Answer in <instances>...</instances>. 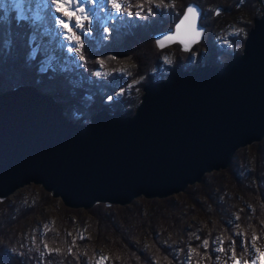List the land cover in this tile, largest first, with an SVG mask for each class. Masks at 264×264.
<instances>
[{"label": "water", "instance_id": "95a60500", "mask_svg": "<svg viewBox=\"0 0 264 264\" xmlns=\"http://www.w3.org/2000/svg\"><path fill=\"white\" fill-rule=\"evenodd\" d=\"M258 2L261 15L240 55L224 66H174L143 87L132 115L103 108L83 123L35 85L0 92V199L35 184L70 208L127 206L184 192L227 169L239 149L264 140V0ZM189 3L200 11L201 34L187 49L175 43L191 53L206 27L202 6Z\"/></svg>", "mask_w": 264, "mask_h": 264}, {"label": "trees", "instance_id": "16d2710c", "mask_svg": "<svg viewBox=\"0 0 264 264\" xmlns=\"http://www.w3.org/2000/svg\"><path fill=\"white\" fill-rule=\"evenodd\" d=\"M191 1L200 4L204 11L201 23L207 27V31L201 46L207 51L200 50L195 58H190L176 44L175 48L180 55L174 61V66L182 65L186 69H192L203 64L226 65L242 53L246 36L238 30L228 37L226 45L216 44L212 35L217 19L222 18V14L218 18V11L221 8L226 10L228 16L235 15L236 21L239 15L241 21L236 27H243L248 33L252 28L251 21L261 15L258 0H177L175 9L154 8L155 16L147 19L134 18L120 27L110 26V32L101 44L96 41L102 29H92L93 39H84L82 54L86 59L82 61L81 67L66 70L42 69L43 55L34 54L33 46L28 41L30 23L25 19L19 20L15 12L8 15L0 10V92L22 84H31L54 96L64 107L79 106L81 102L93 100L87 113L76 119L79 122L103 108L132 115L136 110L135 102H129L131 108L127 109L118 105L120 100L114 97L129 82L123 79L124 75H120V65L132 61L138 69L137 75L145 76L141 95L146 84L164 79L161 70L163 50L155 44L154 34L174 27L178 20L176 13L181 12ZM207 5H210V11L206 9ZM100 61H103V65ZM99 68L107 71L108 76L100 78L94 75ZM108 97H112L111 103L105 101ZM253 148L258 156L253 161V167L244 176H241L233 160L227 171H221L213 178V183L207 182L212 177L205 176L201 183L189 186L179 202L169 197L150 200L144 198L140 206L96 204L88 211L92 216L88 225L90 234L83 239H73L72 234L57 228L58 223L61 224L58 221L44 233H38L33 238L25 239L26 241L8 240L6 235L10 234L9 225L2 222V208L8 205L9 199L0 200V239L5 240L0 241V264H95L98 246H103L108 251L105 264H185L189 246L195 251L194 262L213 264L218 255L222 259L223 254L231 249L237 254L243 252L240 235L234 233L237 225L247 236V246L244 245L247 252L248 241L253 236L257 237V244L264 250V153L259 144H254ZM225 174L226 179L223 178ZM228 195L234 199L226 198ZM39 199L47 202L53 198L51 193L41 190L37 203H40ZM235 200L241 204V208H235L238 215L233 216L235 221L232 225H225L223 217L227 204ZM69 211L68 215L76 213L75 210ZM193 212L200 215L202 220V223L192 229L197 232V239L191 238L192 234H186L184 229L187 218ZM65 218L69 229L77 225L72 218ZM17 220L20 221L19 217ZM224 225L227 226V232L223 231ZM218 237L224 242L225 250L221 254L215 251ZM204 241L208 242L207 245ZM45 242L48 243L46 247Z\"/></svg>", "mask_w": 264, "mask_h": 264}, {"label": "rangeland", "instance_id": "374dc122", "mask_svg": "<svg viewBox=\"0 0 264 264\" xmlns=\"http://www.w3.org/2000/svg\"><path fill=\"white\" fill-rule=\"evenodd\" d=\"M209 7L210 5L206 6V9L208 11H210L211 9ZM55 8L56 6L51 3V0H0V10L5 9L8 15L13 11H16L17 13L16 12L15 13L17 14L19 19H26L30 21L29 23H30L31 31L29 34L28 41L33 46L34 54L42 53L43 55L42 57L43 64H41L42 69L49 70L51 68V69L66 70L73 67L80 68L82 65V61L79 59V55L76 53H70L67 50L68 47L70 46L69 42L64 39V30L61 29V27L56 22L57 17L65 21H68L69 18L66 15H64L63 12H57ZM65 8L68 11H73L75 5H65ZM85 8L88 10V14L91 20V23H89L88 21H83L87 31L74 28V31H76L77 34L81 33L80 36L83 43L85 38L93 39L94 37L93 30L97 31L98 28H101L102 33L97 36V41H96L97 44L99 43L101 44L102 40L105 39L108 33L110 32L109 29L110 26L120 27V25H124L130 22L131 20H133L134 18H137L135 16L129 17L127 13H124L122 16H118L116 10L111 7L109 0H97L95 4L91 3V0H88V2L85 3ZM218 14H219L218 18L220 17V14H222L221 15L222 18L221 20L220 18L217 19L216 26L213 25L215 26V28H213V35H212V40L216 44L226 45L228 42V37L234 34L236 31L238 32V30H240V33L241 32L244 33L243 34L244 36L247 35V32L243 27H239L240 29L236 27L240 24L241 21L239 15L238 16L236 15L238 19V21H236L234 19L235 15L228 16L226 10H223L222 8L220 11H218ZM76 15L79 16L80 13L77 12ZM253 21L254 20L251 21L252 26H253ZM74 23L75 20L73 18L71 24L74 25ZM105 28L108 29L107 32L104 30ZM206 31H207V27H206ZM8 44H9V40L7 41L6 48H8ZM176 44L177 43L161 49L163 50L161 54L163 67L161 68V70L164 78L170 72L171 68L174 67V61L177 59V56L180 55V53L175 48ZM200 50L203 52L207 51V49L205 47H202L201 43H199L192 49L191 53L184 52L182 50L181 52L186 53L187 56L190 58H195V56L198 55ZM137 71L138 69L136 68V65L132 61L125 62L122 65H120V69H119L120 75H124L123 79L128 80L129 82L126 85L127 87L125 89H121L120 91H118L114 97L120 100L118 101V105L120 106L123 105L127 107V109L131 108L129 102H135L134 106L136 108L141 101V97H142L140 93L142 90L141 85L145 80V76L137 75ZM98 72L101 73V75L98 76L100 78L103 76H108L109 74L107 71H104V69L102 68H99ZM86 96L91 97L90 95H85V97ZM111 100L112 97H108L105 101L111 103ZM93 103L94 102L92 100L87 102H81L79 106L75 105V106L65 107V113L76 120L80 116L82 117L83 114L85 115L87 113L86 110L90 109L89 107H91ZM110 112H114V111H110ZM93 115L89 114L88 119L84 120L83 123L90 122ZM254 144H259L262 153H264V140ZM254 144L243 147L239 149L236 153V156L234 158L235 160L234 163L241 176H244V173L253 167V161L255 160V157L258 156V152L253 148ZM229 168L230 166L225 170H219V171H213L211 173H207L205 175L206 178L207 176L212 177V180L207 179L208 180L207 182L210 181L213 183L214 181L213 178L219 172L221 171L225 172ZM223 178L226 179V174L225 176H223ZM195 185H190V186H195ZM262 186L264 187V183H262ZM41 190L46 191L40 185L29 184L24 187H21L10 197L6 198L9 199V202L5 208H2V214L4 217L2 222L4 224L9 225L8 232H10V234L6 235V237H8V240L20 242L22 241V239H24V241H26L25 239L33 238L38 233L41 232L44 233L49 227L53 226L54 223L57 224L58 221H61V224L58 223L57 228L63 229V231L68 232V234L70 235L72 234L73 239L78 237L86 238L90 234L88 230V225L90 219L92 218L91 214L88 213L90 209H84V208L75 209V208L67 207L66 205H64V203L60 198H55L52 194L51 195L53 199H50L47 202H42V199H39L40 203H37L39 198V193L41 192ZM185 191L174 194L169 197L174 198L176 199L177 202H179L181 195L185 193ZM226 193L227 191L224 192V194ZM166 198H153V199H166ZM226 198H229L231 200L234 199V197L232 198V196L229 195ZM142 199H144V197H139L129 205L134 204V206H140ZM0 200H4V199H0ZM222 201L224 204V200ZM113 206L124 207L120 205H113ZM29 207L30 209H27ZM236 207L237 208L239 207V210L241 208V204H239L237 200L228 202L227 208L224 212L225 216L223 217V221L225 225L227 224L232 225L233 221H235L233 220L234 219L233 216L236 217V215H238V212L234 211ZM33 209L35 210V212ZM69 210H75L76 213L72 215L71 214L68 215ZM18 217L20 219L19 222L17 220ZM65 217L72 218V221L77 222L76 223L77 225L74 228L69 229L70 227H68L65 224L66 221ZM15 220L16 222H14ZM200 223H202L200 215L194 212L191 213L190 216L187 218L186 224H184L185 227L184 229L186 231V234L188 235L192 234L190 237L197 239L198 237L197 232H193L192 229L195 225H198ZM223 231L227 232V226H225ZM158 233H159L158 235H160V232ZM234 233L240 235L241 242L243 241V244L247 246V236L241 231V227L240 228L237 227L234 230ZM172 240H176V239L172 238ZM0 241L4 242L5 240H3L2 238L0 239ZM223 243L224 242L222 238H219L216 241L215 251L219 254L224 253L225 248L223 246ZM250 243L254 245V247L256 248H260L261 246L257 244V239L254 241L253 239H251L250 241H248L249 244L247 247L248 252L244 250L242 253L237 254L234 249L229 250L227 248V250L229 251L225 255L223 254V258L220 259L221 257L218 255L216 258L217 261L213 264H234L233 259H230L233 251L235 252L236 259H239L241 264H244V261L250 259L249 256ZM46 246H48V243L45 242L44 247ZM262 248L260 249L264 251ZM219 249H223V251H220ZM194 253L195 251L193 247L189 246L185 255V264H204V263L194 262L193 260ZM95 256H96L95 264H98V262L99 264H105V261L108 256V251L103 246H98ZM101 257H106V259L101 260Z\"/></svg>", "mask_w": 264, "mask_h": 264}, {"label": "snow or ice", "instance_id": "6c2138e0", "mask_svg": "<svg viewBox=\"0 0 264 264\" xmlns=\"http://www.w3.org/2000/svg\"><path fill=\"white\" fill-rule=\"evenodd\" d=\"M88 0H51V3L56 6L55 10L57 12H63L69 19L65 21L56 18L57 24L64 30V39L69 42L68 51L70 53H76L79 55V59L84 61L86 57L82 54V49L84 47L81 36L77 34L75 29H80L87 31L83 21H88L91 23L88 10L85 8V3ZM97 0H91V3L95 4ZM109 3L113 9L116 10L118 16H122L124 13H127L129 17L135 16L139 19H147V17L155 16V9H175L177 6V0H137V2H132V0H109ZM65 5H75L73 11H68L65 8ZM135 9V11H133ZM79 12L80 15H76ZM178 20L174 24V31L169 30L166 34L160 35L156 40L155 44L163 49L168 44L179 43L183 44L185 49L189 47L190 44L195 43L197 38L201 34V29L197 26V22L200 17V11L197 6H194L192 3H188L186 7L183 8L181 12L176 13ZM75 20L74 25L71 24L72 20ZM106 32L107 28L104 29ZM70 33V35H69ZM115 59V57H112ZM103 65V61H100ZM94 75H101L100 72L94 73ZM239 218V217H237ZM239 227V225H237ZM83 239V237H81ZM253 241L257 237L253 236ZM207 241H204V244L207 245ZM242 251L246 250L244 248L243 241L241 242ZM223 251V249H219ZM58 251V250H57ZM250 259L244 261V264H264V251L260 248L254 247L250 243L249 251ZM106 259V257H101V260ZM230 259H233L234 264H241L239 259H236L235 252H232ZM99 264V262H98Z\"/></svg>", "mask_w": 264, "mask_h": 264}, {"label": "bare ground", "instance_id": "6f19581e", "mask_svg": "<svg viewBox=\"0 0 264 264\" xmlns=\"http://www.w3.org/2000/svg\"><path fill=\"white\" fill-rule=\"evenodd\" d=\"M202 16H203V15H202ZM205 32H206V31H205ZM201 42H202V41H201ZM201 42H200V43H201Z\"/></svg>", "mask_w": 264, "mask_h": 264}]
</instances>
